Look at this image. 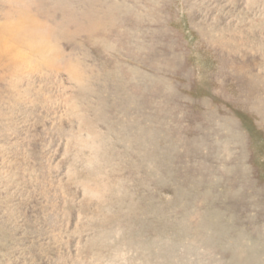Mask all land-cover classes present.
<instances>
[{
	"label": "rangeland",
	"instance_id": "374dc122",
	"mask_svg": "<svg viewBox=\"0 0 264 264\" xmlns=\"http://www.w3.org/2000/svg\"><path fill=\"white\" fill-rule=\"evenodd\" d=\"M1 26L0 264H264V0H0Z\"/></svg>",
	"mask_w": 264,
	"mask_h": 264
},
{
	"label": "bare ground",
	"instance_id": "6f19581e",
	"mask_svg": "<svg viewBox=\"0 0 264 264\" xmlns=\"http://www.w3.org/2000/svg\"><path fill=\"white\" fill-rule=\"evenodd\" d=\"M20 20H22V19H20ZM18 22H19V21H18ZM18 22H17V23H18ZM21 22L23 23L24 21H20V23H21ZM13 23H14V22H13ZM17 23H16V24H17ZM24 23H26V22H24ZM4 24H5V22H4ZM9 26H10V24H9ZM19 26H21V25H19ZM10 27H11V26H10ZM13 27H15V26H13ZM21 27H22V26H21ZM1 28H2V30L4 29V27H2V26L0 27V29H1ZM6 29H7V28L4 29L5 31L0 30V31H2V32H0V34H2L3 32H6V33H7V30H8V29H7V30H6ZM9 29H10V28H9ZM13 29H16V28H13ZM18 29H19V28H18ZM19 30H21V28H20ZM22 30H23V29H22ZM8 31H9V30H8ZM15 31H17V30H15ZM15 31H14V32H15ZM30 31H31V30H30ZM14 32H13V33H14ZM11 33H12V30H11ZM16 33L18 34V32H16ZM19 33H20V32H19ZM5 35H6V34H5ZM30 35H31V34H30ZM2 36H3V35H2ZM8 36H9V33H8ZM8 36H7V37H8ZM14 36H16L15 33H14ZM14 36H11V38H10V39H11V42H15V39L18 38V37L20 38V36H18V35H17L18 37H16V38H15ZM26 36H27V35H26ZM31 37H32V35H31ZM0 38H1V37H0ZM19 38H18V39H19ZM24 39H25V38H24ZM21 41H22V40H21ZM24 41H25V40H24ZM24 41H23V43H24ZM26 41H27V40H26ZM1 42H3V41H1ZM4 43H5V42H4ZM15 43H16V42H15ZM13 44H14V43H13ZM16 44H17V43H16ZM14 45H15V44H14ZM7 47H8V46H7ZM14 47H15V46H14ZM3 48H4V47H3ZM15 48H16V47H15ZM15 48H13V49H15ZM3 50H4V49H3ZM16 50H17V49H16ZM22 50H23V49H22ZM4 52H5V51H4ZM6 52L9 53V50L6 51ZM10 52H11V51H10ZM42 53H43V52H42ZM18 54H19V53H18ZM54 54H55V53H54ZM54 54H53V55H54ZM12 55H13V53H12ZM24 55H25V54H24ZM55 55H56V54H55ZM17 56H18V55H17ZM19 56H20V55H19ZM20 57H22V56H20ZM20 57H19V58H20ZM17 58H18V57H17ZM22 58H23V57H22ZM52 60H53V59H52ZM22 61H24V60H21V62H22ZM15 62H16V61H15ZM17 62H18V61H17ZM41 62H42V61H41ZM23 63H24V62H23ZM55 63H56V62H55ZM20 64H22V63H20ZM42 64H44V63H42ZM57 64H58V63H57ZM57 66H59V65H57ZM52 69H54V68H52ZM58 69H59V68H58ZM49 71H50V70H49ZM50 72H51V71H50ZM47 74H49V73H47ZM69 76H70V75H69ZM78 82H79V81H78ZM92 145H93V144H92Z\"/></svg>",
	"mask_w": 264,
	"mask_h": 264
}]
</instances>
